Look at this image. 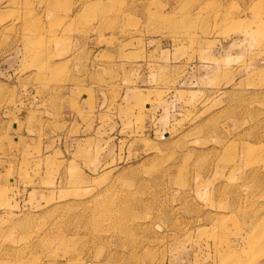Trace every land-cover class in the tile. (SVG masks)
Masks as SVG:
<instances>
[{
    "label": "rangeland",
    "instance_id": "1",
    "mask_svg": "<svg viewBox=\"0 0 264 264\" xmlns=\"http://www.w3.org/2000/svg\"><path fill=\"white\" fill-rule=\"evenodd\" d=\"M0 156V264H264V0H0Z\"/></svg>",
    "mask_w": 264,
    "mask_h": 264
},
{
    "label": "crops",
    "instance_id": "2",
    "mask_svg": "<svg viewBox=\"0 0 264 264\" xmlns=\"http://www.w3.org/2000/svg\"><path fill=\"white\" fill-rule=\"evenodd\" d=\"M128 95L125 97V100H128V99H131L132 100V98H131V94L130 93H127ZM123 97H124V95H123ZM15 130H17V126H15V128H14V131ZM34 135H37V138H39L40 137V135L38 134V133H36V132H33V136ZM16 136H19V135H16ZM14 139V141L16 140V141H18V139L19 138H17V137H14L13 138ZM34 139H35V141H36V137L34 136ZM7 167H11V163L10 162H8V161H6V160H3V158L0 156V172H2V173H4L5 171H6V169H7ZM13 167V166H12ZM2 173H1V175H2ZM4 175V174H3Z\"/></svg>",
    "mask_w": 264,
    "mask_h": 264
}]
</instances>
